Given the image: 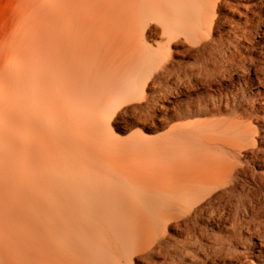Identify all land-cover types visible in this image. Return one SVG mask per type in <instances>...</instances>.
<instances>
[{"label":"bare ground","instance_id":"1","mask_svg":"<svg viewBox=\"0 0 264 264\" xmlns=\"http://www.w3.org/2000/svg\"><path fill=\"white\" fill-rule=\"evenodd\" d=\"M2 6L0 264H264V0Z\"/></svg>","mask_w":264,"mask_h":264},{"label":"rangeland","instance_id":"2","mask_svg":"<svg viewBox=\"0 0 264 264\" xmlns=\"http://www.w3.org/2000/svg\"><path fill=\"white\" fill-rule=\"evenodd\" d=\"M18 2V0H0V39L1 36L9 30V28L12 26L13 24V20H10V18L5 17V15L2 13L3 10V3H16ZM5 8V7H4Z\"/></svg>","mask_w":264,"mask_h":264}]
</instances>
